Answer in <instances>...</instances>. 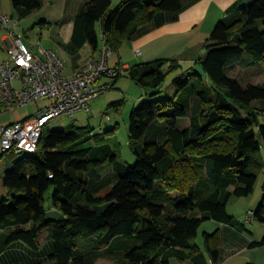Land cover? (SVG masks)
<instances>
[{
  "label": "trees",
  "instance_id": "trees-1",
  "mask_svg": "<svg viewBox=\"0 0 264 264\" xmlns=\"http://www.w3.org/2000/svg\"><path fill=\"white\" fill-rule=\"evenodd\" d=\"M183 1L121 0L111 7L113 0H87L74 17L71 41L78 47L87 43L97 53L100 32L117 53L147 26L176 21ZM12 5L18 18H27L42 0H12ZM203 48L195 62L201 71L191 66L174 77L173 95L144 100L131 110L133 165L121 158L116 139L74 124L46 129L36 152L14 157L3 176L8 195L0 199V230L10 228L5 243L20 240L37 249L39 231L48 228L53 250L48 263L36 264H96L101 258L171 264L172 257L217 263L219 229L202 233L201 248L195 242L199 226L205 220L239 224L227 204L251 194L264 171V158L257 155L264 142V82L243 86L227 73L245 54L264 62V0L218 20ZM180 67L169 58L125 71L155 95ZM254 100L263 103L253 106ZM186 116L189 124L181 129L178 120ZM50 187L51 204L62 214L58 222L45 219ZM253 216L264 224V194ZM262 245L264 234L250 243Z\"/></svg>",
  "mask_w": 264,
  "mask_h": 264
},
{
  "label": "crops",
  "instance_id": "crops-1",
  "mask_svg": "<svg viewBox=\"0 0 264 264\" xmlns=\"http://www.w3.org/2000/svg\"><path fill=\"white\" fill-rule=\"evenodd\" d=\"M86 1L87 0H42V7L27 17L30 19L29 29H34L35 26H37L40 29H49L53 31L57 38V45L47 47L46 49L53 50L63 60L65 65L64 69L68 70V72H64L66 75L75 72L83 65L90 55L96 53L91 52V48L87 43L78 47L71 41L74 17ZM251 1L252 0H184L183 8L176 21L163 24L159 27L147 26L142 29L131 40L125 41L117 53H113L108 64L111 67H118L126 70L132 66L130 54H134L136 59L140 58V60H137V64H145L157 59L169 58L177 60L180 64L182 60L194 64L196 60L203 55L205 51L203 42L216 21L234 12L237 7L247 5ZM13 12L17 16L14 8H12V11H5L2 0H0V13L10 15L14 18ZM35 17L38 18L35 19ZM19 25L20 23L17 21V24H10L9 27L19 34L17 29ZM31 34L32 30L29 32L28 36L30 37ZM12 38V35L9 34L0 23V62L8 57L7 49L11 45ZM99 40L100 49L102 43L100 32ZM28 48L34 53H38L35 49V44L32 43ZM136 49L140 50L139 55L135 54ZM114 54H116L117 57L114 58ZM1 116L2 115H0V117ZM28 116L16 120L25 119ZM16 120L0 123V125L9 124ZM11 166L12 163L6 170L11 168ZM260 174L262 193L250 199H248L250 194L241 197L247 198L245 206L246 208L248 207L246 209L247 214L249 211L253 212L257 208L264 194L262 186L264 171L260 172ZM3 193V189H0V199L8 195V189L6 194ZM51 208L55 207L52 206V204L47 206V209ZM230 215L241 222V224L232 225L215 221V229H219L220 235L217 263L264 264V245L256 247L250 246L252 241H258L262 238L264 234V224L259 222L253 214H248L249 216L252 215V217L250 216L251 220L249 222L244 218V220H240L241 217H237L236 215ZM252 221L256 222L252 223ZM9 230L10 228L0 230V264L48 263V255L52 252L54 246V241L50 238L48 228L39 231L38 239L40 246L37 249L30 247L20 240L5 243L6 234L9 233Z\"/></svg>",
  "mask_w": 264,
  "mask_h": 264
},
{
  "label": "built area",
  "instance_id": "built-area-1",
  "mask_svg": "<svg viewBox=\"0 0 264 264\" xmlns=\"http://www.w3.org/2000/svg\"><path fill=\"white\" fill-rule=\"evenodd\" d=\"M0 23L13 37L7 49L8 57L0 62V115L37 98L48 100L29 117L0 125V144L3 151L16 155L34 153L51 120L63 114L73 116L79 110L89 111L92 99L114 86L100 79L103 76L113 79L123 70L109 66L113 51L101 37L99 51L66 75L63 60L56 52L40 47V52L34 53L21 41L20 34L9 27L17 24L15 18L0 13ZM135 54L139 55L140 50L136 49ZM250 220L248 215L246 221ZM208 264L217 263L208 259Z\"/></svg>",
  "mask_w": 264,
  "mask_h": 264
},
{
  "label": "rangeland",
  "instance_id": "rangeland-1",
  "mask_svg": "<svg viewBox=\"0 0 264 264\" xmlns=\"http://www.w3.org/2000/svg\"><path fill=\"white\" fill-rule=\"evenodd\" d=\"M121 0H114L112 7L116 6ZM2 5L4 10L12 11L13 5L12 0H2ZM14 14L16 21H19L20 25L18 26V32L21 36V41L27 46L30 47L35 44V49L39 53L40 47L46 49L47 47L56 46L57 38L54 35L52 30L49 29H40L35 26L34 29H29V18L18 19ZM38 17H35V19ZM217 23V21H216ZM215 23V24H216ZM214 24V25H215ZM214 27V26H213ZM212 27V29H213ZM211 29V30H212ZM32 30V34L29 37V32ZM211 32V31H210ZM208 33V35L210 34ZM27 33V34H26ZM208 35H206L208 37ZM206 37V38H207ZM117 57L116 54L113 56ZM131 65L137 64L136 56L130 54ZM244 60L235 63L227 67V73L239 80V82L245 86L248 83L257 84L264 82V62L254 63V59L251 55L245 54ZM181 67L176 71L170 73L162 86L160 87V92L152 95L154 89L150 87H144L138 84L133 80L128 72L123 70L122 75L116 80L113 88L108 90L105 93H102L92 99L91 109L89 111L79 110L70 115H60L56 119H53L48 124V129H61L67 128L70 124L76 126H90L93 128L94 134H99L103 139L114 138L120 144L121 158L128 162L130 165H133L136 161V155L130 150L128 146V128H129V115L134 106H138L144 100L149 99H160L171 96L174 94L175 86L173 84L174 77L179 74L186 73L189 71L191 66H194L195 69L201 71V68L198 64H193L181 61ZM64 63V62H63ZM65 68V65H64ZM64 72L68 70L64 69ZM114 79L103 76L101 82H113ZM48 103V100L45 98H37L32 100L25 106L19 107L14 111L2 114L0 117V123L9 122L12 120L19 119L21 117L28 116L33 113L38 107H41ZM263 102L259 100L252 101V105L259 107ZM261 121L264 122V116L261 117ZM189 124V117H180L178 120L179 128H184ZM46 130V131H47ZM0 189L4 191L3 194L7 193V189L3 184V177L6 168H8L14 157L18 155H10L8 153H3L2 146L0 144ZM257 155H264V148L257 152ZM261 174L259 173L258 179L256 181L253 192L250 194L249 198L256 197L259 193H262L261 189ZM54 188L50 187L45 193V206H49L52 203V194ZM253 195V196H252ZM1 196V194H0ZM247 198L241 197H232L228 203V212L230 214L241 217L240 220H246L248 215L246 212V200ZM246 212V213H245ZM246 214V215H245ZM252 217V215H250ZM244 218V219H243ZM239 222V221H238ZM256 221H252L255 223ZM241 224V222H239ZM248 225V224H247ZM216 228V222L214 220H205L199 226L195 242L202 248L203 246V232H212ZM171 264H187L186 261H180L174 257L170 259ZM96 264H118L116 261H111L107 258H101L97 260Z\"/></svg>",
  "mask_w": 264,
  "mask_h": 264
},
{
  "label": "water",
  "instance_id": "water-1",
  "mask_svg": "<svg viewBox=\"0 0 264 264\" xmlns=\"http://www.w3.org/2000/svg\"><path fill=\"white\" fill-rule=\"evenodd\" d=\"M62 218V214L56 208L47 209L45 211V219L52 222H58Z\"/></svg>",
  "mask_w": 264,
  "mask_h": 264
}]
</instances>
